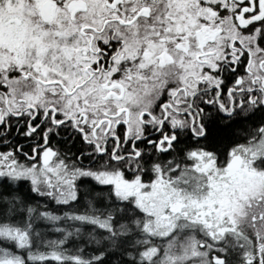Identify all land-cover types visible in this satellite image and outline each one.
Returning <instances> with one entry per match:
<instances>
[{"label": "snow or ice", "instance_id": "6c2138e0", "mask_svg": "<svg viewBox=\"0 0 264 264\" xmlns=\"http://www.w3.org/2000/svg\"><path fill=\"white\" fill-rule=\"evenodd\" d=\"M0 264H264V0H0Z\"/></svg>", "mask_w": 264, "mask_h": 264}]
</instances>
